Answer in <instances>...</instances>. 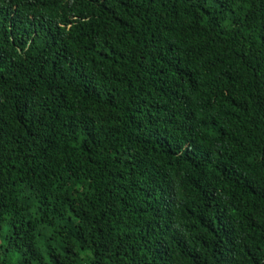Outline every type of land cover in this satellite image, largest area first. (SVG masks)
I'll return each mask as SVG.
<instances>
[{
	"label": "trees",
	"instance_id": "16d2710c",
	"mask_svg": "<svg viewBox=\"0 0 264 264\" xmlns=\"http://www.w3.org/2000/svg\"><path fill=\"white\" fill-rule=\"evenodd\" d=\"M0 240L264 264V0H0Z\"/></svg>",
	"mask_w": 264,
	"mask_h": 264
},
{
	"label": "rangeland",
	"instance_id": "374dc122",
	"mask_svg": "<svg viewBox=\"0 0 264 264\" xmlns=\"http://www.w3.org/2000/svg\"><path fill=\"white\" fill-rule=\"evenodd\" d=\"M0 244H1V240H0ZM1 255H0V264H20V258H19V254L17 252H10V253H3L2 251H0ZM4 259V261H3Z\"/></svg>",
	"mask_w": 264,
	"mask_h": 264
}]
</instances>
